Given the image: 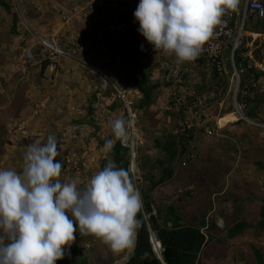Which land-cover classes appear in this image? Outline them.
Listing matches in <instances>:
<instances>
[{"label":"rangeland","instance_id":"obj_1","mask_svg":"<svg viewBox=\"0 0 264 264\" xmlns=\"http://www.w3.org/2000/svg\"><path fill=\"white\" fill-rule=\"evenodd\" d=\"M5 1L11 13L0 7V169L21 171L28 146L37 140L46 143L47 137L54 135L61 153L57 159L63 165L59 179H75L83 188L100 171V162L108 154L106 140L114 143L118 139L113 136L111 121L123 117L127 125L118 93L135 91L127 78L153 68L151 82L160 84L155 101L146 110L137 111L135 104L140 97L131 95L135 117L132 129L121 138L136 145L135 189L139 192L140 187L149 185L145 176L150 171L141 170V160L163 156L155 143L163 145L167 135L177 136L185 122H192L196 136L186 146L190 151L185 166L178 168L173 180L153 191L152 214L156 206H175L183 223H195L194 218L204 214L215 222L218 231L213 232L202 264H257L256 253L264 264V229L259 225L264 222V169L259 167L264 165V124L254 125L237 114L231 80H212L211 71L201 65L185 67L179 82L172 78L176 85L165 84L167 64L176 58L156 53L138 32L134 12L139 0H115L114 10H99L90 19L84 18L81 10L84 0ZM102 12L111 16L110 21L117 12L127 20L130 36L122 39L116 52L110 50L106 37L110 22ZM12 13L17 16L15 29ZM250 27L261 29L260 25ZM247 36L257 38L252 51L259 50L262 61H255L253 67L264 73V36ZM42 39L68 52L54 70L47 56L39 55ZM225 58L228 66V56ZM44 62L48 65L42 70ZM261 82L252 84L257 93L264 91ZM169 95L172 100H168ZM236 103L245 105L237 97ZM113 104L116 106L111 111ZM248 109H240L242 116ZM83 120L86 124L77 125ZM206 127L214 134L208 136ZM75 160L85 164L80 173L74 170ZM151 173L158 175L160 170ZM241 220L249 228L234 239H226V226ZM94 240L84 245V250L91 249L87 252L91 264H111L119 252L98 238ZM123 256L113 264H124L128 258Z\"/></svg>","mask_w":264,"mask_h":264},{"label":"clouds","instance_id":"obj_2","mask_svg":"<svg viewBox=\"0 0 264 264\" xmlns=\"http://www.w3.org/2000/svg\"><path fill=\"white\" fill-rule=\"evenodd\" d=\"M237 3L139 0L134 17L138 32L156 53L174 55L177 63H182L201 54L222 17ZM245 39L252 40L247 35ZM111 128L116 138L127 134L123 117L111 121ZM112 148L113 140H106L104 150ZM60 154L55 136L49 135L46 143L37 140L28 146L21 171L0 169V264H56L70 250L76 232L102 240L113 252L134 244L137 217L143 208L142 197L129 176L135 162L130 161L128 172L109 160L80 188L75 179H59L63 166L57 159Z\"/></svg>","mask_w":264,"mask_h":264},{"label":"trees","instance_id":"obj_3","mask_svg":"<svg viewBox=\"0 0 264 264\" xmlns=\"http://www.w3.org/2000/svg\"><path fill=\"white\" fill-rule=\"evenodd\" d=\"M0 7H3L8 14L11 13L10 6L5 0H0ZM37 7V6H36ZM37 9V8H36ZM13 28H16V14L12 13ZM29 15V14H28ZM38 16V14L36 15ZM118 19V18H117ZM118 20H126L125 17L121 16ZM127 22V20H126ZM261 31L264 32V23L260 25ZM129 28L126 31L124 38H129ZM247 43L244 40V45L241 51L247 52L249 49L245 46ZM257 61L258 63L262 61L259 50L252 51V60L243 63L245 67V72L241 75L240 90L237 96L240 104H245L249 109L244 113V117L255 123L264 124V91L255 92V87L262 81L264 87V73L258 71L253 67L252 63ZM175 60L168 62L167 66L174 63ZM48 65V62L43 63L42 70H44ZM153 68H146L140 76L128 77L127 81L130 82L132 88L139 93V100L135 104V109L137 111H144L153 105L155 99L154 95L156 90L160 87V84H155L151 82V72ZM212 80H220L215 70L211 71ZM262 79V80H261ZM172 85L173 83H165ZM253 84V85H252ZM167 85V86H168ZM199 88L195 86V93L198 95ZM246 92L248 95H243ZM189 99V98H188ZM116 104L111 105L110 110L115 109ZM92 113H90L91 115ZM262 117V118H261ZM90 118V117H89ZM90 120V119H89ZM92 123V120H90ZM89 122L87 124L90 125ZM86 124L85 120L83 122L77 123V125ZM196 128L185 129L177 134V136L167 135L165 142L162 145L159 142L155 143V146L161 150L163 153L162 158H157L154 160L145 159L139 164L142 171H150L145 176V180L149 182L148 188L140 187L139 193L142 197L143 208L140 213H138L139 226L136 229V245L132 257L124 264H202V257L207 249V246L213 240V232L218 231V227L215 222L207 220L206 215H201L199 218H194L195 223H183L182 215L178 207L168 206L166 209L156 206V213L153 212V191L167 182L174 179L176 171L180 167L185 166V160H187V154L190 151L186 147L190 141H195ZM121 138H118L113 143V148L108 151L105 159L100 162V170L112 160L120 168H123L129 172V166L131 161L130 149L124 147L121 143ZM186 141V142H184ZM192 146V145H191ZM261 169H264V165H259ZM156 169L160 170L158 175H154L151 172ZM131 181L133 177L129 172ZM148 216V217H146ZM262 216L264 217V206L262 207ZM260 229H264V222H260ZM150 227L156 240L161 246V258L162 261L155 255L152 246L149 241V231ZM249 228V226L244 222H236L232 226L225 228L226 239H234L236 236H240L244 229ZM91 235L81 236L71 245L70 250L66 252L64 259L58 260L56 264H91V259L88 251L91 249L84 250V245L93 244L94 239ZM218 240H223L217 238ZM100 241V239H99ZM104 247L107 248L105 245ZM127 248L122 250L114 260H111L113 264L117 259L125 255ZM257 264H263L262 257L259 253H256ZM121 259V258H120Z\"/></svg>","mask_w":264,"mask_h":264},{"label":"built area","instance_id":"obj_4","mask_svg":"<svg viewBox=\"0 0 264 264\" xmlns=\"http://www.w3.org/2000/svg\"><path fill=\"white\" fill-rule=\"evenodd\" d=\"M84 4L85 6L81 10L83 11V16L86 19L92 18L101 9L114 7L113 0H85ZM64 19L68 21L69 17L65 16ZM263 23L264 0H238L235 9L227 11L222 17L221 24L216 27L212 38L204 45L201 54L194 59V64H187V62L177 63L175 60L174 63L167 66L169 69V75L165 76L166 82H175L176 80H173V77L177 78V82H179L182 78L181 72L185 69V67L187 68V66L198 68L203 65L210 71L215 70L220 80H225L228 77L232 84H234L232 97L237 114L242 118L243 116L240 113V109L242 107L245 108L246 105H237L236 97L238 96L240 90L241 75L245 72L243 63L252 60V49L256 39L252 38L251 41L246 43L245 46L249 49L247 52L241 51V48L244 45V38L246 37L245 32L253 30L250 26L252 25L253 27ZM128 28L129 26L126 21L118 19H114L107 25L106 30L109 37L110 50L112 52H116L119 49V45L122 42L123 36ZM257 35L258 37L264 36V34ZM70 45L75 46L74 42H71ZM67 53L68 52L66 50H63L61 47L49 40L42 39L40 42L39 55L44 57L47 56L49 66L53 70L59 64L60 58L67 56ZM226 55L228 56V66L225 63L227 61L225 58ZM254 63L255 62H253L252 65ZM132 94L140 97L137 91H123L118 93V98L120 99L123 109L122 114L126 115L128 126L127 130L130 128L132 129V120L135 117L131 110L133 103ZM243 95H246V92H244ZM173 96H175V94ZM170 99L172 100L169 95L168 100ZM245 121L248 122V120ZM194 127L196 126H194L192 122H185V126L183 128L185 130ZM204 131L208 136L213 135L215 132L208 127H206ZM121 143L124 147H128L130 149L131 160L135 162L136 145L134 141H126L122 139ZM81 166L84 168L85 164L79 162V160L74 161V170H76L77 173H80ZM131 172L133 178H135L134 171L132 170Z\"/></svg>","mask_w":264,"mask_h":264},{"label":"crops","instance_id":"obj_5","mask_svg":"<svg viewBox=\"0 0 264 264\" xmlns=\"http://www.w3.org/2000/svg\"><path fill=\"white\" fill-rule=\"evenodd\" d=\"M70 1H71V0H70ZM84 1H85V0H84ZM115 2H116V1L114 0V4H115ZM52 3H54V4L57 3V4H59V6H60V4H61V3H59L58 1H53ZM138 4H139V2H138ZM138 4H137V5H138ZM37 9H38V8H37ZM110 10H111V9H110ZM102 13H103V12H102ZM118 13H119V12H117V13L114 15L113 19H114L115 17H116V18H120ZM103 14H104V13H103ZM107 15H108V14L105 13V14H104V18L106 17V18L109 20V22H111V21H112V20L110 21V19H112L111 16L108 17ZM103 20H104V19H103ZM125 21H126V20H125ZM260 31H261V30H260ZM106 37L108 38V35H106ZM108 42H109V38H108ZM135 245H136V240H135V238H134V245H132L131 247L127 248V251L125 252V255L123 256V257H127V258H128L127 261L132 257V255H133V253H134V250H135ZM130 249H131V251H133V253H132V252H129ZM120 252H121V251H120ZM120 252H119V253H120ZM119 253H118V254H119ZM130 253H131V254H130ZM128 255H129L130 257H129ZM127 261H126V262H127ZM126 262H125V263H126Z\"/></svg>","mask_w":264,"mask_h":264},{"label":"water","instance_id":"obj_6","mask_svg":"<svg viewBox=\"0 0 264 264\" xmlns=\"http://www.w3.org/2000/svg\"><path fill=\"white\" fill-rule=\"evenodd\" d=\"M244 120H247V119H245L244 117H242ZM241 118V119H242ZM134 164H133V162H132V166H133ZM75 236H76V239H75V241L80 237V234H79V232H77L76 234H75ZM74 241V242H75ZM73 242V243H74ZM150 243H151V245H152V247H153V250H154V252H155V254H156V256L158 257V259H160L161 260V255H160V252H159V247H160V243L155 239V236L151 233V235H150Z\"/></svg>","mask_w":264,"mask_h":264},{"label":"bare ground","instance_id":"obj_7","mask_svg":"<svg viewBox=\"0 0 264 264\" xmlns=\"http://www.w3.org/2000/svg\"><path fill=\"white\" fill-rule=\"evenodd\" d=\"M245 34H247V35H251L252 37H256V34L255 33H251L250 31H249V33L247 32H245ZM133 124V123H132ZM134 245V244H133ZM131 250V249H130ZM132 253H133V251H132ZM131 254V253H130ZM129 256V255H128ZM130 257V256H129Z\"/></svg>","mask_w":264,"mask_h":264}]
</instances>
